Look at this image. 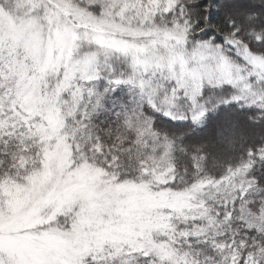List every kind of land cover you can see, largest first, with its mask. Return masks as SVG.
<instances>
[{
  "label": "snow or ice",
  "instance_id": "obj_1",
  "mask_svg": "<svg viewBox=\"0 0 264 264\" xmlns=\"http://www.w3.org/2000/svg\"><path fill=\"white\" fill-rule=\"evenodd\" d=\"M0 264H264V0H0Z\"/></svg>",
  "mask_w": 264,
  "mask_h": 264
}]
</instances>
